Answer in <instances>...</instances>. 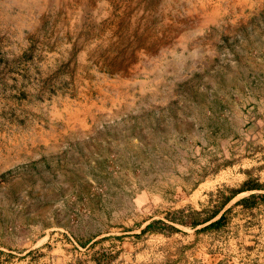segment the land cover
Masks as SVG:
<instances>
[{
    "label": "rangeland",
    "instance_id": "rangeland-1",
    "mask_svg": "<svg viewBox=\"0 0 264 264\" xmlns=\"http://www.w3.org/2000/svg\"><path fill=\"white\" fill-rule=\"evenodd\" d=\"M263 194L264 0H0V264H264Z\"/></svg>",
    "mask_w": 264,
    "mask_h": 264
},
{
    "label": "trees",
    "instance_id": "trees-1",
    "mask_svg": "<svg viewBox=\"0 0 264 264\" xmlns=\"http://www.w3.org/2000/svg\"><path fill=\"white\" fill-rule=\"evenodd\" d=\"M260 187L261 186L258 185V184H253V185L248 184L245 189H247V190H259ZM241 191L242 190H239L238 192L236 191L234 193V196L237 195L238 193H240ZM232 197L231 198H227L226 200H224L222 202L221 206L218 209H216L215 211H213L208 217H206L202 221L201 220H196V219L195 220H192L193 222L191 223V225L193 227H196L199 224H204V223H207V222L212 221L215 217H217L219 215V213L221 212V210L225 207V205H227L229 203V201L232 199ZM258 198H259V201L261 203H264V194H263L261 196L251 195L249 198H245V199L241 200L240 201V204H242L244 207H251V206H254V205L258 204V201H257ZM178 213L181 214V215H184L185 212H184V210H182V211H179ZM198 215H200L199 212H192V217H193L192 219H194V217H196ZM224 218H225V214H223L219 220L213 222L210 225V227L220 226L221 223L223 222ZM152 226L153 225L148 226L147 229H150ZM171 229L172 230H175L176 228L171 227Z\"/></svg>",
    "mask_w": 264,
    "mask_h": 264
}]
</instances>
